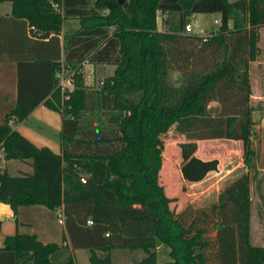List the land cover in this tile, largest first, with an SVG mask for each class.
I'll use <instances>...</instances> for the list:
<instances>
[{
  "label": "trees",
  "instance_id": "trees-1",
  "mask_svg": "<svg viewBox=\"0 0 264 264\" xmlns=\"http://www.w3.org/2000/svg\"><path fill=\"white\" fill-rule=\"evenodd\" d=\"M107 1L118 0H0L41 37L58 42L62 35L64 41V66L49 63L44 101L62 116L61 151L35 145L9 123L12 116L23 120L47 93L28 106L19 101L0 122V146L5 159L30 160L32 172L0 170V202L14 212L28 205L62 208L66 232L63 244L6 236L0 264H77L75 249H87L90 264H111L114 249L142 251L133 264H264V247L253 244L250 232L251 181L263 197L264 180L250 174L257 153L249 77L264 0H125L112 11ZM201 14L219 17L216 32L186 35L185 26ZM159 15L164 31L157 29ZM83 62L116 68L95 90L85 83ZM66 66L73 89L62 93L58 74ZM175 70L182 77L178 86L171 81ZM211 101L219 103L216 114L208 109ZM93 111L111 112L107 127L82 129V118ZM174 125L186 137L179 145L180 172L188 182L219 164L195 155L197 140L242 142L245 171L207 207L175 213L159 181L163 136ZM159 243L169 247L167 262L157 260Z\"/></svg>",
  "mask_w": 264,
  "mask_h": 264
},
{
  "label": "crops",
  "instance_id": "crops-1",
  "mask_svg": "<svg viewBox=\"0 0 264 264\" xmlns=\"http://www.w3.org/2000/svg\"><path fill=\"white\" fill-rule=\"evenodd\" d=\"M198 16L199 15L193 16L191 18L192 22L196 21ZM210 16L215 17L217 15ZM191 24L192 23H190V25ZM31 27L34 26H30L27 21L19 20L12 16L11 3H0V122L7 113L11 112L17 106L19 101L24 104V106H28L39 97H42L44 93H47V96L39 102L23 120L18 121L16 117L12 116L9 123L14 130H17L35 145L39 147L47 146L55 153H60L62 116L60 113L47 108L44 105V101L50 96L48 93L50 85L49 63L51 61L59 62L64 66V41L62 35L58 36V42L51 40L50 37H33L34 35L30 29ZM75 27L76 24H73L72 28L75 29ZM258 34V52L255 59L251 61L249 65L251 105H253L254 100H261L264 102V92L259 89L254 81V75L256 74L255 69L259 68L260 64H264V61L259 59L261 56L259 43L261 40H264V26L259 28ZM107 65L114 64H91L83 62L82 70H84L85 66L86 68H100L106 71ZM115 68L116 66L114 65L113 72L105 75L103 79L113 75ZM262 68L264 67L261 66V70L263 71ZM262 71H257V73L264 74ZM104 72H101L100 76H103ZM172 78L174 80L180 79L182 82L181 74L176 70L171 73V79ZM208 109L211 114H216L219 111V103L217 101H211L208 105ZM253 127H255V124ZM196 143L197 149L195 155L204 160L217 158L219 160L218 168L216 171L209 172L205 178L197 182H188L182 179L185 183L201 184L209 175L219 173L218 179L211 185V187H213L214 184L223 180L225 181V178L237 171L238 167L242 165L241 160L237 165L228 164L224 171H221V160L214 155L217 143H223L224 145H237L239 149L235 153H238V155L242 157V142L239 140L203 139L197 140ZM229 152L230 149L226 148L225 154L228 155L230 154ZM4 169L11 176L32 172L30 160L5 159L3 148L0 146V170ZM258 170L264 171L263 169H257V171ZM253 173H251V175ZM253 182L252 180L251 199ZM56 218L57 215L55 212L48 210L42 205L19 206L14 212L9 204L0 202V246H2L3 239L6 236H11L16 233L35 235L37 239L44 244H63V237L66 236L64 223H60L59 221L56 223ZM77 250L78 249L73 250V256L75 262L78 264ZM97 254H101L102 256H99L104 257L107 253L97 251Z\"/></svg>",
  "mask_w": 264,
  "mask_h": 264
},
{
  "label": "rangeland",
  "instance_id": "rangeland-1",
  "mask_svg": "<svg viewBox=\"0 0 264 264\" xmlns=\"http://www.w3.org/2000/svg\"><path fill=\"white\" fill-rule=\"evenodd\" d=\"M95 0H91L93 3ZM55 12H60V9L52 4ZM170 21V18H168ZM217 21V23H215ZM192 23L193 33L192 35H198L202 38L211 36L219 27V17L210 15H199L196 21L192 22L190 19L189 24ZM73 24H78L73 22ZM157 29L160 31L166 30L164 25V18L159 15L157 18ZM76 28V27H75ZM158 30V31H159ZM199 33V34H198ZM261 51L260 60L264 61V40L259 43ZM260 64L259 68H256V74L254 75V81L258 85L259 89L264 92V74L257 73L261 72ZM114 65H107L106 71L103 69L86 68L84 66L83 75L86 84L89 88L98 89L102 85V81L105 75L113 72ZM264 72V68H262ZM105 71V72H104ZM104 72L103 76L100 73ZM73 70L66 66L59 76V80L65 85L67 89H71L72 86L68 83V80L72 76ZM172 83L176 86L180 85V79H171ZM257 87V88H258ZM253 113L252 117L255 122L254 134L251 137V146L256 151L257 157L253 160L250 174L257 169L264 170V102L261 100H254L253 102ZM111 114L109 111L100 112H88L84 115L81 120L82 129H92L96 127H107V117ZM100 119V120H97ZM164 139V150L162 154V167L159 174V181L164 186L166 194L172 198L170 204L171 208L175 213L182 211L187 206L195 208H202L217 202L218 196L221 193L225 185H227L232 179L238 176L240 173L245 171V167L242 165L238 167L237 171L232 173L229 177L225 178V181L216 182L218 174H211L201 184H191L182 181L180 172L181 165V153L180 143L186 141V137L177 132L175 125L172 126L168 133L163 136ZM212 146V145H211ZM214 147V146H212ZM216 152L214 155L219 157L221 160L220 170L224 171L228 164L237 165L241 162L242 157L236 154L239 147L235 144L224 145L223 143H217L215 146ZM230 149V154L226 155L225 150ZM207 149V148H205ZM243 150V149H242ZM242 155V154H241ZM209 157V156H207ZM206 160V159H205ZM256 169V170H255ZM258 178L264 180V171L258 170ZM204 191V192H203ZM262 189H255V183L253 182V191L251 199V216H250V232L251 240L253 244L264 247V196L262 197ZM56 218V223H57ZM61 226V225H60ZM77 262L78 264H90L88 261L89 251L87 249H78ZM102 256L101 254H99ZM144 256V253L140 250L131 251L128 249H114L111 251L112 264H133V262L140 260ZM157 260L159 263H164L170 260L169 247L166 244L159 243L157 248Z\"/></svg>",
  "mask_w": 264,
  "mask_h": 264
},
{
  "label": "built area",
  "instance_id": "built-area-1",
  "mask_svg": "<svg viewBox=\"0 0 264 264\" xmlns=\"http://www.w3.org/2000/svg\"><path fill=\"white\" fill-rule=\"evenodd\" d=\"M215 23H217V21H215ZM30 29H31V31L33 32V35H34L33 37L39 38V37L41 36L40 32H38V30H37L35 27H31ZM185 33L188 34V35H192V33H193L192 25L188 24V25L185 26ZM198 34H199V33H198ZM194 35H195V34H194ZM63 69H64V68H62V69L60 70V72H61ZM60 72H59V74H58L59 76H60ZM68 83L72 86L71 89H67V88L65 87V85H63V83H62L61 81L59 82V85H60V87H61L62 93H65V91H71V90L73 89V84H72L71 77H70V79L68 80ZM64 98L67 99V98H68V95H65ZM82 181H84V180H82ZM55 213H56V215H57L58 221H59L60 223H63V221H64V216H63V210H62V208H58L57 211H56ZM87 224H88V225H91V224H92L91 219H88V220H87Z\"/></svg>",
  "mask_w": 264,
  "mask_h": 264
},
{
  "label": "water",
  "instance_id": "water-1",
  "mask_svg": "<svg viewBox=\"0 0 264 264\" xmlns=\"http://www.w3.org/2000/svg\"><path fill=\"white\" fill-rule=\"evenodd\" d=\"M125 0H118L117 2H112V1H107L104 2V6L109 10L112 11L115 8H117L119 5H122L124 3ZM126 6V4H125Z\"/></svg>",
  "mask_w": 264,
  "mask_h": 264
}]
</instances>
